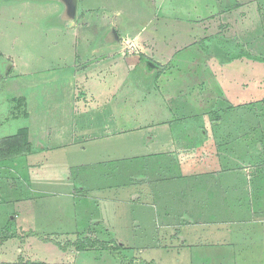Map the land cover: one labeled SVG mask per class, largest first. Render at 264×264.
<instances>
[{
	"label": "crops",
	"instance_id": "0c3cea01",
	"mask_svg": "<svg viewBox=\"0 0 264 264\" xmlns=\"http://www.w3.org/2000/svg\"><path fill=\"white\" fill-rule=\"evenodd\" d=\"M32 1L15 0L17 7L13 0H9L15 5L9 7L10 13L16 9L18 14H36ZM156 2L161 8L165 3H186L187 7L194 8L193 15L189 18L180 14L179 17L189 21L240 19V22L236 21V28L240 30L244 29L243 21L247 19H264V0ZM175 13L180 12L172 13L173 17ZM4 14L0 11V15L7 17ZM194 24L191 27L196 26ZM50 27L46 35L53 31L54 25ZM66 29L54 28L58 39L62 38L63 32L75 34L77 38L69 43L71 48L65 56L58 42L52 40L40 48L42 54H38L36 46L30 43L23 44V49H13L11 63L0 48V54L6 56L9 63L0 77L2 98L11 107L10 119L21 120L12 133L0 138L26 127L31 145L29 152L17 156L12 163V176L24 183L22 193L28 197L39 193L55 194L45 193L47 183L40 182L43 176L36 172L35 165L40 168L36 157L38 150L48 151L44 161L53 164L50 155L57 149L72 148L84 152L79 148L100 141H113L118 145L94 160L95 163H76L69 167V172L64 170L56 193L67 196L73 167H94L93 164L99 166L104 162L124 164L125 173L119 175L126 183V192L136 188V182H132L134 179L141 186L138 190L141 200L128 201L131 203L129 207H134L139 216L131 220L130 225H125V238L126 242L139 245L143 261L156 264L169 259L178 264L183 259L187 264H264V198L259 197L264 196V172L228 170L246 161L245 141L236 142V146L226 149L224 154L217 150L218 145L226 144L224 137L229 133L245 139V129L249 126L250 130L260 131L259 123L254 121L256 114L249 121L244 110L222 108L218 111L219 117H212L216 101L229 100L222 96L227 86L223 79L214 81L218 78L215 75L214 78L212 72L211 76L207 73V82H202V77L198 76L202 73L194 71L197 65L208 70L216 64L223 67V64H218L217 60L200 59L198 63H194V59L177 63L171 57L166 69L161 71L159 60L153 63L146 57L140 60L139 55L135 58L121 52L116 31L108 33L105 29L94 28L90 31L94 36L92 43L84 46L79 31ZM29 30L33 33L31 28ZM188 31L189 35H199L197 28ZM263 34L264 30L260 31L259 38H263ZM77 41L85 58H89L84 62L77 59L78 49L73 47ZM192 42L182 46H194ZM261 43L260 39L259 47ZM169 49L172 50V46L159 42L158 51ZM171 53L176 54L175 51ZM60 57L70 60L67 69L72 76L70 80L58 79V75L53 79L54 68L59 70L53 61ZM227 61L221 59L220 63L227 64ZM15 99L22 101L20 112H15ZM4 115L0 109V119H6ZM4 122L1 120L0 125ZM255 151L254 145L247 153L250 155ZM251 159L253 162L258 160L257 157L248 158ZM138 160L139 169L137 163L134 165ZM45 175L48 177L44 178L50 180L47 171ZM97 176L100 178L102 174H94L93 178ZM53 188L50 186L48 190ZM101 191L100 188L95 193L101 195ZM20 195L18 193L13 200H20ZM90 240L85 239L83 243H93L96 239ZM82 253L87 252H79ZM130 253L138 255L135 250Z\"/></svg>",
	"mask_w": 264,
	"mask_h": 264
},
{
	"label": "rangeland",
	"instance_id": "374dc122",
	"mask_svg": "<svg viewBox=\"0 0 264 264\" xmlns=\"http://www.w3.org/2000/svg\"><path fill=\"white\" fill-rule=\"evenodd\" d=\"M34 1L31 5L35 3L33 6L36 8V14L31 12L29 15H22L18 14L16 9L10 13L9 7L17 6L18 3L14 2L15 5H12L14 3L9 0H0V11L7 15V17L0 15V48H3L8 62H12L13 49L18 50L23 44L30 43L36 46L35 51L39 52L38 54H42L40 48L50 43V40L58 42L57 44L62 47L63 56L67 55L71 48L69 43H73L72 39H77L75 34L73 36L69 32H63L62 38L58 39L54 32V28L65 31L66 27L79 31V38L84 46L92 43L94 36L90 31L94 28L105 29L108 33L111 30L116 31L120 37L117 46L121 52L135 58L139 55L140 60L146 57L153 63L159 60L161 71L166 69L171 57H173L172 61L176 60L177 63L180 61L187 63L193 59L194 63H198L199 59L209 62L217 60L218 64H223V67H217L216 64L206 70L201 65H197L194 69L202 73L198 75L202 77V82L206 83L207 73L210 75L212 72V75L218 78L214 81L223 79L227 86L222 96L229 100L222 99L219 100L220 103L216 101L214 112L222 108L228 110L238 108L244 110L252 119L256 114L254 121L256 124L259 123L260 128V131L256 132L250 130L249 126L245 129V139L236 136V133H229L226 138L224 137L226 144L218 145L217 150L224 154L226 149L235 147L236 142L245 141V165L243 163L237 167H229L228 170L264 172V36L259 38V32L264 30V19L260 21L247 19L243 21L245 30H240L236 28L238 24L236 21L241 20L236 18L228 21L221 18L193 21L180 18V14L189 18L193 15L194 8L187 7L186 3H165L161 8L156 0H77L76 16L68 26L66 21L60 19L63 5L57 0ZM184 9L185 12L181 13ZM174 12L180 13H175L173 17ZM192 23L196 26L191 27ZM51 24L54 25L53 31L46 35V30L51 28ZM192 28H197L199 35H189L188 30ZM260 39L262 46L259 47ZM159 42L167 47L172 46L173 49L158 51ZM187 42L195 45L188 48L182 46ZM73 47L78 49L79 61L84 62L89 59L85 58L80 50L81 45L78 41ZM206 48L209 51H206ZM73 50L75 51V48ZM173 51L176 52L175 56L171 53ZM6 56L0 54L1 78L9 67ZM236 58L240 61L236 62ZM221 59H227V64L220 63ZM53 62L59 69L54 68L53 79L58 76V79L72 78L71 73H67L70 60L60 57ZM2 83L0 79V109L5 112L4 117L7 120L3 117L0 119L5 121L0 125V137L12 133L14 126L21 121L10 119L11 107L2 98L4 96ZM7 105L9 107L6 108ZM114 145L118 143L100 141L80 147L79 149L85 150L84 152L81 150L76 152V149L72 148H60L50 155L53 164L44 161L48 151L38 150L37 161L40 162V168L46 170H40L38 165H35L36 172L43 176L40 182L47 183L45 193L55 192V194L39 193L37 196H25L22 193L24 183L21 184L18 178L12 176L14 167L6 166L8 164L0 161V264H148L143 261L144 257L139 255V245L128 243L125 238V225H130L133 222L131 220L139 216L134 207H129L131 203L128 201H134L136 198L141 200L138 191L141 190V186L140 182L134 179L132 182H136L134 184L136 188L129 193L126 192V183L122 175H119L125 173L124 164L104 162L99 166L93 164L94 167L92 165L83 168L73 167L67 196L55 191L60 187V174L64 170L65 173L66 170L69 172V167L76 163H84V165L95 163L94 160L100 159V156L110 151ZM254 145L255 153L248 155L247 150ZM130 152L128 151L129 154ZM251 157H257L258 160L255 162L252 159L248 160ZM135 164L137 168L141 167L139 160L135 161ZM45 171L50 174V180L44 178L48 177L44 176ZM139 173L140 171L137 176ZM94 174H102V176L93 178ZM50 186L55 188L48 190ZM27 187L28 185L26 189ZM100 188L103 191L98 195L95 191ZM18 193L21 194V199L14 201ZM259 197L264 198L262 195ZM85 239L96 240H90L94 241L93 243H83ZM131 250H135L138 255H131ZM82 251L87 253L79 254ZM159 263L175 264L169 259ZM178 264H187V261L182 259Z\"/></svg>",
	"mask_w": 264,
	"mask_h": 264
},
{
	"label": "trees",
	"instance_id": "16d2710c",
	"mask_svg": "<svg viewBox=\"0 0 264 264\" xmlns=\"http://www.w3.org/2000/svg\"><path fill=\"white\" fill-rule=\"evenodd\" d=\"M16 100V99H15ZM15 112L21 107L22 101L17 99L15 101ZM26 115L27 113L24 112ZM212 117H219L218 112H213ZM249 121L251 117H248ZM31 145L28 141V130L26 127L20 128L15 134L0 138V161L6 166L13 167V160L20 155L29 152ZM82 248L85 246H81Z\"/></svg>",
	"mask_w": 264,
	"mask_h": 264
},
{
	"label": "water",
	"instance_id": "95a60500",
	"mask_svg": "<svg viewBox=\"0 0 264 264\" xmlns=\"http://www.w3.org/2000/svg\"><path fill=\"white\" fill-rule=\"evenodd\" d=\"M63 5L60 19L67 22L69 26L74 20L77 12V0H57Z\"/></svg>",
	"mask_w": 264,
	"mask_h": 264
}]
</instances>
